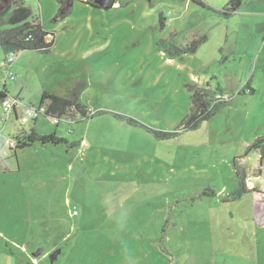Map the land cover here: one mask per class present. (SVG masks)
Returning a JSON list of instances; mask_svg holds the SVG:
<instances>
[{
	"label": "rangeland",
	"instance_id": "rangeland-1",
	"mask_svg": "<svg viewBox=\"0 0 264 264\" xmlns=\"http://www.w3.org/2000/svg\"><path fill=\"white\" fill-rule=\"evenodd\" d=\"M64 2L14 0L0 16L8 30L25 7L54 34L50 54L15 57L14 82L0 49L19 117L45 92L89 111L5 118L0 264H264V163L245 156L264 137V0ZM197 92L213 115L187 127ZM33 129L66 143L5 145ZM237 171L256 191L232 202Z\"/></svg>",
	"mask_w": 264,
	"mask_h": 264
},
{
	"label": "trees",
	"instance_id": "trees-1",
	"mask_svg": "<svg viewBox=\"0 0 264 264\" xmlns=\"http://www.w3.org/2000/svg\"><path fill=\"white\" fill-rule=\"evenodd\" d=\"M23 1V0H18ZM64 1V0H60ZM78 1V0H72ZM85 4H88L92 7L99 8L94 2L95 0H80ZM151 1V0H149ZM14 0H2L0 1V16H6L12 7ZM61 11L64 10L67 0H65ZM118 0H112L110 5L113 7L117 5ZM235 5H232L231 11H235ZM10 29L0 30V49L4 54V61L7 62L11 56H19L23 52H34L42 54H50L53 46V41L49 40V37H54V34L46 31L44 27L34 18L32 12L25 7H21L10 19H9ZM198 43L194 42L190 47L184 49H175L176 51L185 54L188 52H195L197 50ZM169 56L174 58L175 54L169 52ZM249 89V88H248ZM250 90V89H249ZM244 91V90H243ZM253 90H250V93L253 94ZM223 95H217L218 101L221 100ZM8 98V91L3 86V90L0 91V102ZM15 100H19L15 98ZM214 98L210 94L203 92L193 95V113L189 117L187 127H195L199 125L202 121L208 120L213 115L214 107L211 105ZM40 106L47 107L48 117L54 118H63L67 116L70 111H76L82 117L86 118L89 115V111L85 106L80 103L73 102L71 100L62 98L57 95L43 93ZM14 115H17V110H14ZM123 118L124 117H120ZM129 122L135 121L128 119ZM36 120H34V123ZM159 137H168L165 133H157ZM18 147L14 150L25 149L30 147L35 142H40L43 145L53 143L58 145L60 143H66L65 140L57 138L55 134L52 135H41L32 130L28 135H23L22 137H17ZM251 152H256L258 154V160L260 163V169L263 167L264 163V137L258 138L255 140L248 148L245 153V156H248ZM262 175V170H259V176ZM238 185L236 190L229 196L232 202L239 201L243 198L244 195L255 192L256 187L249 188L247 185V177L245 172L237 171ZM210 195L214 196L213 193Z\"/></svg>",
	"mask_w": 264,
	"mask_h": 264
},
{
	"label": "built area",
	"instance_id": "built-area-1",
	"mask_svg": "<svg viewBox=\"0 0 264 264\" xmlns=\"http://www.w3.org/2000/svg\"><path fill=\"white\" fill-rule=\"evenodd\" d=\"M14 62H15V56L9 57L8 61L5 62L7 64V66L9 67V71H8L6 80H10L13 82L16 81V76L11 71V68H12V65ZM0 91H1V89H0ZM20 105H21V101L15 100V99L12 101V100L6 98V99L1 101V108L3 111L4 117H3V119L0 120V129L5 124V118H8V116L14 115L15 109L17 110V115H14V116L16 117V120L21 123V125L28 123L29 120H36L39 117V115H44L47 113V108L45 106H41L39 109L26 107L22 113L25 116L22 115L21 117H19ZM65 119H67L66 116H64L63 118H55L56 124H59L60 121L65 120ZM5 145L10 150H15L18 147V140H17V138L8 139L5 142ZM247 185L249 188L255 187V185L251 182H247Z\"/></svg>",
	"mask_w": 264,
	"mask_h": 264
},
{
	"label": "water",
	"instance_id": "water-1",
	"mask_svg": "<svg viewBox=\"0 0 264 264\" xmlns=\"http://www.w3.org/2000/svg\"><path fill=\"white\" fill-rule=\"evenodd\" d=\"M2 1V0H0ZM112 0H95V4L100 8V9H105V10H110L112 7L110 5ZM74 1L72 0H67V5L68 7L66 8L65 12L70 10V8L73 6Z\"/></svg>",
	"mask_w": 264,
	"mask_h": 264
},
{
	"label": "crops",
	"instance_id": "crops-1",
	"mask_svg": "<svg viewBox=\"0 0 264 264\" xmlns=\"http://www.w3.org/2000/svg\"><path fill=\"white\" fill-rule=\"evenodd\" d=\"M11 69H12V68H11ZM4 84L6 85V82H4ZM5 85H4V86H5ZM5 88H6V86H5ZM16 121H17V120H16ZM22 136H23V135H22ZM22 136H18V137H22Z\"/></svg>",
	"mask_w": 264,
	"mask_h": 264
}]
</instances>
